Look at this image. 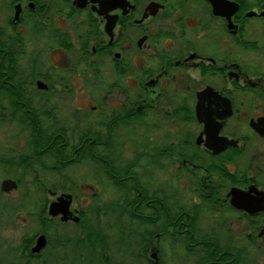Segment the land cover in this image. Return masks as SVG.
<instances>
[{"label": "flooded vegetation", "instance_id": "obj_1", "mask_svg": "<svg viewBox=\"0 0 264 264\" xmlns=\"http://www.w3.org/2000/svg\"><path fill=\"white\" fill-rule=\"evenodd\" d=\"M0 128V264H252L264 0H0Z\"/></svg>", "mask_w": 264, "mask_h": 264}, {"label": "water", "instance_id": "obj_2", "mask_svg": "<svg viewBox=\"0 0 264 264\" xmlns=\"http://www.w3.org/2000/svg\"><path fill=\"white\" fill-rule=\"evenodd\" d=\"M17 185L16 181L11 178H5L2 180L1 188L3 190H9ZM72 201V194L62 193L58 200H53L49 206L50 213L64 212L65 214L69 211L70 203ZM45 244L44 237L40 236L37 239L36 245L33 250L40 249Z\"/></svg>", "mask_w": 264, "mask_h": 264}, {"label": "rangeland", "instance_id": "obj_3", "mask_svg": "<svg viewBox=\"0 0 264 264\" xmlns=\"http://www.w3.org/2000/svg\"><path fill=\"white\" fill-rule=\"evenodd\" d=\"M4 129H6V130H4V132H6V131L8 133L15 132V130H13V128L11 126H5ZM0 136L1 137L2 136L4 137V136H6V134L5 135L4 134L2 135V132L0 130ZM82 166L85 167L84 163H82ZM71 177H73L72 179L74 180V182H76V184H78V186H81V184H83L84 181H85V177L82 176V175H80V176L79 175H74V176H71ZM1 179L2 178L0 177V181H1ZM44 179H46V182L47 183H52V178L47 177V178H44ZM5 200H6V198L4 197V195H1V193H0V203L3 202V201H5ZM0 223H1L0 224V235L1 236H4V234H6L5 231H4V228L6 227V225H4L3 222H0ZM262 254L263 253H260L258 255L252 256V264H264V255H262Z\"/></svg>", "mask_w": 264, "mask_h": 264}]
</instances>
